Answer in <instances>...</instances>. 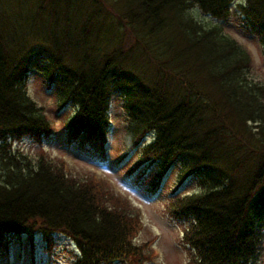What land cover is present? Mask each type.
Returning <instances> with one entry per match:
<instances>
[{"label": "trees", "instance_id": "1", "mask_svg": "<svg viewBox=\"0 0 264 264\" xmlns=\"http://www.w3.org/2000/svg\"><path fill=\"white\" fill-rule=\"evenodd\" d=\"M233 1L0 0V251L11 237L32 242L38 233L50 245L59 232L77 246L71 264L110 260L111 243L133 264L152 255L134 242L142 219L126 198L70 175L62 162L13 149L53 129L26 90L34 72L58 110L75 109L64 121L69 141L103 152L117 98L122 151L136 152L127 172L149 167L153 187L167 174L176 186H198L165 209L188 222L180 238L188 264H259L264 86L249 80L244 46L189 11L217 22L237 12L264 60V0H244L237 11Z\"/></svg>", "mask_w": 264, "mask_h": 264}, {"label": "rangeland", "instance_id": "2", "mask_svg": "<svg viewBox=\"0 0 264 264\" xmlns=\"http://www.w3.org/2000/svg\"><path fill=\"white\" fill-rule=\"evenodd\" d=\"M244 0H234L231 9L237 11V5ZM190 14L197 16L201 21H208L212 25H222L223 32L235 37L244 48L252 56V66L248 74L249 80L264 86V60L261 57L260 49L252 37L248 38L244 35L241 24L238 23L235 15H231L227 22H217L209 16L201 14L196 10H189ZM127 47V46H126ZM27 91L29 96L44 109L47 116L53 122V134L47 138H43L41 143L32 139H23L19 142H13V149L22 150L24 153H30L32 157L44 154L50 161L55 164L63 162L64 167L72 176L78 179H93L104 183V188L112 192L114 195L126 198L134 210L140 211L142 224L138 236L134 239L137 245H146L145 252H152L151 259L146 264H188V254L186 248L180 245L179 241L185 223L183 221L170 218L165 209L170 189L176 184L173 175L165 176V183L158 195H149L147 191V178L130 175L126 166H132V162L136 160V152L134 151L130 158L123 160L122 156V140L121 125L122 111L120 108V100L114 98L110 107V126L103 146V153L99 148L87 142L75 141L69 146L64 144L66 139V128L64 121L68 114L72 113L73 107H66L64 110H58L54 104L53 92L47 89L41 82L39 76L30 72L27 81ZM117 97V96H115ZM68 113V114H67ZM150 169V168H149ZM198 190V186L187 180L185 185L180 186L178 191L194 192ZM39 240V239H38ZM62 239H59L60 242ZM41 241V240H40ZM68 244H57L55 251L59 256H52V259L46 260L43 264H66ZM11 252L16 255L18 245L11 247ZM263 256L259 264H264V244ZM3 258L0 257V264ZM144 263V264H145ZM15 264L18 263L15 259ZM24 264L26 262L24 261Z\"/></svg>", "mask_w": 264, "mask_h": 264}, {"label": "bare ground", "instance_id": "3", "mask_svg": "<svg viewBox=\"0 0 264 264\" xmlns=\"http://www.w3.org/2000/svg\"><path fill=\"white\" fill-rule=\"evenodd\" d=\"M27 27V25L26 26H22L21 28H26ZM163 44H165V42L163 41ZM110 107H111V104H110ZM110 111V110H109ZM109 115H110V112H109ZM150 136V135H149ZM121 154H122V156L120 157V158H122L123 160L125 159V160H127L128 158H130V156H131V154H132V152L131 153H129V152H127L126 154L124 153V151H122L121 152ZM124 160V161H125ZM140 169H143L145 172H148V170H149V168H145V167H140ZM147 177H149V174H148V176ZM148 180V179H147ZM179 243H180V245H182L183 246V244L181 243V241H179ZM113 243H111V247H110V249L113 251V253L115 254V255H113L111 258H110V260H103L102 262L99 260V258H96L97 259V261L96 262H93L92 264H133L132 262L130 263V260L129 259H126L125 257H123L122 255H119L120 254V252L122 251V250H116V248H115V246L113 245ZM77 247V246H76ZM184 247V246H183ZM117 251H119V253L117 252ZM151 259V257L148 259V260H150ZM148 260H145L144 262H143V264L145 263V262H147ZM140 264V263H139ZM146 264V263H145Z\"/></svg>", "mask_w": 264, "mask_h": 264}]
</instances>
